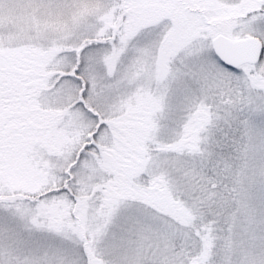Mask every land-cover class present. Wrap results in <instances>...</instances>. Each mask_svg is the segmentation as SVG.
Segmentation results:
<instances>
[{
    "label": "snow or ice",
    "instance_id": "6c2138e0",
    "mask_svg": "<svg viewBox=\"0 0 264 264\" xmlns=\"http://www.w3.org/2000/svg\"><path fill=\"white\" fill-rule=\"evenodd\" d=\"M0 264H264V0H0Z\"/></svg>",
    "mask_w": 264,
    "mask_h": 264
}]
</instances>
